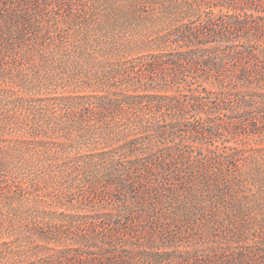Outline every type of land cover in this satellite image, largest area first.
Instances as JSON below:
<instances>
[{
    "label": "rangeland",
    "instance_id": "obj_1",
    "mask_svg": "<svg viewBox=\"0 0 264 264\" xmlns=\"http://www.w3.org/2000/svg\"><path fill=\"white\" fill-rule=\"evenodd\" d=\"M49 1L44 28L0 58V264H24L46 242L78 247L90 217L119 208L123 198L137 201L147 183L133 177L152 171L143 165L163 154L166 173L217 175L208 197L197 202L200 211L164 216L178 248L200 249L209 264H234V254L245 257L242 264H264V123L255 133L245 123L216 131L211 125L230 121L237 95L216 109L210 84L147 73L141 63L154 52V39L175 24L169 11L198 0ZM198 9L188 24L210 12ZM145 93L169 98L153 109L138 98L125 104L127 95ZM192 95L203 97L195 107ZM180 108L198 132L153 140V149L171 144L176 153L144 151L152 136L137 124L143 113L166 125ZM132 145L137 150L130 153ZM135 165L140 169L130 176Z\"/></svg>",
    "mask_w": 264,
    "mask_h": 264
},
{
    "label": "trees",
    "instance_id": "obj_2",
    "mask_svg": "<svg viewBox=\"0 0 264 264\" xmlns=\"http://www.w3.org/2000/svg\"><path fill=\"white\" fill-rule=\"evenodd\" d=\"M51 2L0 0V58L5 53H16L28 37L31 38L33 31L35 37L38 28H44V11H49ZM201 7L210 10L206 18L199 23L188 24V18ZM169 13L171 19L176 18L175 24H171L165 33L154 39L151 47L154 52L141 58L144 69L147 73L162 70L164 77L174 80L180 74L210 84L218 95L214 103L216 109H222L220 107L223 104L233 101L237 95L238 106L229 114H233L230 121L213 123L211 127L225 132V125L238 130L245 123L250 127V133H255L256 126L264 123V0H198L197 6L185 3L183 8L173 9ZM30 43L32 46L36 44L34 40ZM240 93L243 96H239ZM95 98L101 105H106L102 102L103 97ZM137 98L147 108L153 109L162 107L164 100L169 97L145 93L136 97L127 95L129 103L124 99L122 102L131 104ZM191 98L190 104L195 107L203 97L192 95ZM168 106L176 108L172 102ZM252 110L260 115H254ZM172 111L166 125L146 113L139 118L137 124L142 125L140 128L153 137L143 143L144 151L176 153L171 144L153 149V140L157 141V138H163L170 132L178 134L187 131L191 135L198 132L186 121L183 108L177 114ZM127 150L133 153L137 146L132 145ZM164 157L165 154L153 156L143 165V168L153 165L152 171L133 177L132 182L137 180L147 183L136 202L123 198L119 208L90 217L91 222H87L90 231L79 236L78 247L63 243L50 245V242H46L31 251L32 255L24 264L213 263L211 259L207 263L198 256L200 249H192V252L189 249L180 250L177 235L172 234L163 221L164 216L177 213L180 209L189 213L194 209L200 211L198 208L201 205L198 207V204L208 197L209 185L214 184L217 175L202 170L192 173L173 169L166 173ZM132 167L130 176L134 170L140 169L138 165ZM134 204L137 211L132 209ZM100 220L106 223V227L99 226V230L96 222ZM141 224L149 229L148 237H140L141 231L145 230H141ZM243 257L234 254V264H242Z\"/></svg>",
    "mask_w": 264,
    "mask_h": 264
}]
</instances>
